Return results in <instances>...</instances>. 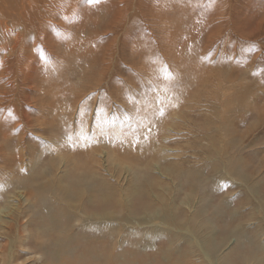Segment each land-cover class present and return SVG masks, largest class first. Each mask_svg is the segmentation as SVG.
Wrapping results in <instances>:
<instances>
[{"label":"rangeland","instance_id":"1","mask_svg":"<svg viewBox=\"0 0 264 264\" xmlns=\"http://www.w3.org/2000/svg\"><path fill=\"white\" fill-rule=\"evenodd\" d=\"M189 1L186 6L178 0H149L142 20L130 25V39L120 46L127 50H121L120 56L126 61L133 56L134 61L117 63L114 71L118 75L107 88L97 89L92 96L86 94L94 97L86 111L91 119L80 117L84 127L108 137L110 144L106 148L97 143L93 145L96 153H85L76 160L97 162L94 170L109 182L110 198L120 199L122 193L125 205L132 209L128 217L115 215L117 220L110 225L116 242L122 240V233L127 235L125 245H118V249L128 250L130 242L140 235L145 242L142 249L151 259L169 247L171 251L191 252L194 261L204 264L208 253L189 241L197 235L211 253L210 241L221 244L234 230L221 254H228L229 264H242L236 263L235 250L239 253L246 251L249 243H264V208L257 205L264 200V0ZM98 2L104 4L105 0ZM86 10L82 32H91L90 23L97 18L112 21L113 14L100 15L98 10L87 14L90 21H86ZM167 44L174 46L167 54L172 60L171 77L162 72L167 64L157 55L158 46L165 52ZM133 45L143 47L141 58L131 53ZM187 47L191 50H185ZM79 53L82 70L91 75L92 64L83 50ZM141 67L159 71L162 78L152 81L132 72L138 69L142 73ZM62 112L60 108L58 114ZM53 130L56 134L48 137L49 141L67 140L66 126L61 127L62 135ZM105 148L111 156L102 160L99 154ZM239 161L251 165L246 175L256 185L254 194L248 193V183L233 173L217 174L225 166L215 170L216 163L238 167ZM43 166L44 162L37 161V168ZM179 171L193 172L199 189H189ZM150 185L153 190L147 188ZM136 196L150 206L136 210ZM174 208L180 221L192 219L194 226L174 227L158 220L159 216H173ZM204 221L210 226L201 225ZM183 229L193 236L180 232ZM88 233L95 235L93 228ZM31 257V262L38 259ZM260 258L264 264V254Z\"/></svg>","mask_w":264,"mask_h":264},{"label":"bare ground","instance_id":"2","mask_svg":"<svg viewBox=\"0 0 264 264\" xmlns=\"http://www.w3.org/2000/svg\"><path fill=\"white\" fill-rule=\"evenodd\" d=\"M98 1L0 0V264H201L191 258V252L171 251L169 247L151 259L142 249L145 242L140 235L130 242L128 250L118 249V245H125L123 238L127 235L122 233V240L116 242L110 225L118 216L128 217L132 209L125 205L122 193L121 200L110 198L109 182L94 170L97 162L76 160L85 153H96L93 145L97 143L104 147L110 144L108 137L97 135L80 120L83 115L86 121L91 119L86 111L94 97L87 98L86 94L92 96L97 89H106L118 75L114 71L117 63L128 65L134 61L133 56L128 57L129 61L121 59V50L127 47L120 46L129 41L130 25L142 20L149 0ZM178 1L190 4L189 0ZM85 9L86 21H90L87 14L97 10L99 14H113L112 21L97 18L90 23L91 32H82ZM167 45L165 52L158 46L157 55L167 64L162 72L171 77L172 60L167 54L174 51V46ZM79 50L92 64L91 75L82 70ZM131 50L140 58L144 53L141 46ZM136 71L147 80L162 78L159 71L141 67L142 73L138 69L132 72ZM173 72L182 77L178 71ZM84 81L87 84L82 85ZM60 108L63 112L59 115ZM62 126L67 128V140L49 141L48 137L55 133L53 129L62 135ZM106 148L99 154L102 160L111 156ZM37 161L44 162V166L37 168ZM221 166L225 168L219 170ZM250 166L242 161L238 167L216 163L215 170L222 176L231 172L244 179L248 193L254 194L256 185L246 175ZM179 176L187 180L189 189H199L193 172L179 171ZM261 191L264 196V187ZM136 197V210L150 206ZM257 205L264 208V200ZM165 209L169 211V206ZM175 211L174 208L173 216H159L158 220L174 227L194 226L192 219L180 221ZM201 225L209 227L210 222ZM90 228L94 236L89 235ZM232 231L221 239V244L210 241L211 253L203 248L197 235L189 242L208 253L204 264H229L228 254H221V249L234 234ZM180 232L192 235L187 229ZM261 254L264 243H249L246 251L233 252L236 263L242 264H260ZM31 256L38 259L31 262Z\"/></svg>","mask_w":264,"mask_h":264},{"label":"snow or ice","instance_id":"3","mask_svg":"<svg viewBox=\"0 0 264 264\" xmlns=\"http://www.w3.org/2000/svg\"><path fill=\"white\" fill-rule=\"evenodd\" d=\"M161 114H163V113H161Z\"/></svg>","mask_w":264,"mask_h":264}]
</instances>
